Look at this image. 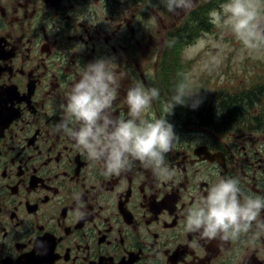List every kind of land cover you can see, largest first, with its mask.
I'll use <instances>...</instances> for the list:
<instances>
[{"label":"flooded vegetation","instance_id":"af4514ba","mask_svg":"<svg viewBox=\"0 0 264 264\" xmlns=\"http://www.w3.org/2000/svg\"><path fill=\"white\" fill-rule=\"evenodd\" d=\"M199 5L166 25L155 61L166 47L169 53L197 36ZM146 13L157 24L169 15L161 0H0V264H264V233L255 226L227 242L185 228L186 209L220 177L237 178L245 192L264 196V86L256 89V132H175L165 156L171 178L139 161L104 175L103 161L89 160L56 130L72 83L98 59L113 62L122 77L114 118L128 117L134 81L157 88L170 103L165 82L151 72L146 78L149 71L127 54L139 52L141 39L133 37L145 36ZM155 104L145 119L163 117ZM171 118L174 128L183 126L174 109Z\"/></svg>","mask_w":264,"mask_h":264},{"label":"clouds","instance_id":"9594fccd","mask_svg":"<svg viewBox=\"0 0 264 264\" xmlns=\"http://www.w3.org/2000/svg\"><path fill=\"white\" fill-rule=\"evenodd\" d=\"M169 12L190 10L193 0H161ZM235 37L249 50L264 48V20L260 17L258 0H230L222 6ZM212 22L219 24L221 15L212 12ZM113 62L98 59L81 68L78 79L72 83L65 97L62 111L65 116L56 130L65 133L77 148L91 161H103L104 175H119L128 170L134 161L158 177L171 178L174 170L165 163L178 139L174 126L166 116L145 119L143 113L159 98V90L146 88L134 81L127 89L128 117L114 118L110 109L120 87V74ZM185 81L179 82L171 98V107L189 106L194 97ZM193 109L198 103L190 105ZM75 122V123H74ZM264 196L247 193L240 181L231 176L220 177L207 193L186 209L187 231L199 233L201 238L231 241L252 232L264 233ZM78 215L83 217V213Z\"/></svg>","mask_w":264,"mask_h":264},{"label":"rangeland","instance_id":"374dc122","mask_svg":"<svg viewBox=\"0 0 264 264\" xmlns=\"http://www.w3.org/2000/svg\"><path fill=\"white\" fill-rule=\"evenodd\" d=\"M208 1L193 0V5L196 2L207 3ZM258 3L260 6V17L264 20V0H258ZM223 5L219 7L218 11L214 10L221 15L219 24L212 22L211 18L207 21L206 26H199V34L196 40L191 38L190 42L185 43L183 49H181V44L175 46L166 57L156 61L154 54H157L163 46L160 43L165 37L166 25L170 26L173 24L186 11L179 9L176 13L168 11L169 15L163 18V23L160 21L158 24L154 14L146 13L143 20L145 36H142L141 32L137 31L135 37H133L135 41L136 38L141 39L139 52L137 56L133 57L127 51L128 56L137 60V65L149 71L148 73L146 72V78L149 79L148 74L151 72V77L156 79L158 83H161L162 80L166 82L168 77L178 78L186 76L189 91L196 94L193 98H207L208 101H211V105H213V102L217 103V101L222 103L224 98L221 97L223 96L229 98L230 95L243 93L249 87L264 82V48L249 50L235 37L231 26L224 23L226 16L223 12ZM151 57H153L152 59L155 62L150 63L148 67ZM162 66H164V69ZM126 81L128 79L125 80V83ZM162 87L163 85L160 88ZM256 98L255 96L254 100ZM160 99L162 98L156 100L159 106L157 104L155 106L159 108L161 105L162 116H166L167 120L171 122V101L169 103V100L162 99L160 103ZM259 106L260 104H256V107L251 110L253 115H256L255 110ZM218 109V104H216L210 110L213 113ZM261 109L264 110V106ZM156 110L159 112L158 109ZM219 113L221 114L220 110ZM219 113L217 114L220 115ZM179 121L181 122V120ZM174 131L178 137L209 136L208 131L206 132L204 128L198 130L184 129L180 125L174 128ZM234 132H238V130ZM219 134H223V132L219 131ZM225 135L220 137H228V135Z\"/></svg>","mask_w":264,"mask_h":264},{"label":"trees","instance_id":"16d2710c","mask_svg":"<svg viewBox=\"0 0 264 264\" xmlns=\"http://www.w3.org/2000/svg\"><path fill=\"white\" fill-rule=\"evenodd\" d=\"M216 1L219 0L211 1L210 4ZM217 4L218 2L216 3V5ZM207 15L208 13L205 11V9L199 13V16L204 17L205 19L207 18ZM181 81H185L187 83L186 76L178 78H166L165 86L168 88V90H172L171 93H168L170 100L174 94V85H177ZM263 86L264 82L254 85L253 87H249L247 91L243 93L230 95L229 98H226L225 96L221 97L224 99H222V103L220 106L225 107V109H223V112H221V115H218L217 113L219 112L217 111L211 113L210 109L213 106L211 105V101H208L207 98L198 97L190 99L188 101L189 106H175L174 112L175 115L181 121H183V126L190 129H202L204 127H207L213 128L216 131L253 130L256 132L258 117L253 115L251 113V110L256 107V104L259 101L256 89ZM255 96L257 97L256 100H254ZM193 103H198L199 106L193 109L190 106ZM237 121H239L240 124H237Z\"/></svg>","mask_w":264,"mask_h":264}]
</instances>
